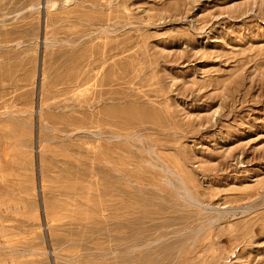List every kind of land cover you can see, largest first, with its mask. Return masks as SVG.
Segmentation results:
<instances>
[{"label":"rangeland","instance_id":"rangeland-1","mask_svg":"<svg viewBox=\"0 0 264 264\" xmlns=\"http://www.w3.org/2000/svg\"><path fill=\"white\" fill-rule=\"evenodd\" d=\"M0 264H264V0H0Z\"/></svg>","mask_w":264,"mask_h":264}]
</instances>
